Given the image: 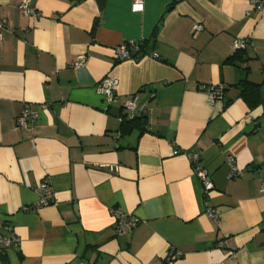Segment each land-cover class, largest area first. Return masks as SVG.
Instances as JSON below:
<instances>
[{
	"label": "crops",
	"instance_id": "obj_1",
	"mask_svg": "<svg viewBox=\"0 0 264 264\" xmlns=\"http://www.w3.org/2000/svg\"><path fill=\"white\" fill-rule=\"evenodd\" d=\"M257 1L105 0L100 10L97 0H30L38 16L25 17L20 0H0V221L19 237L0 248V264H264ZM236 39L246 46L232 64ZM130 41L142 52L117 61ZM109 75L119 82L110 105L95 91ZM244 80L258 86L252 106L235 87ZM208 85L223 86L222 99L211 103L200 90ZM130 100L146 126L123 133ZM27 108L37 119L17 129ZM193 152L214 185L206 196ZM228 157L241 177L229 179ZM112 209L137 228L116 236ZM172 250L181 256L168 262Z\"/></svg>",
	"mask_w": 264,
	"mask_h": 264
},
{
	"label": "built area",
	"instance_id": "obj_2",
	"mask_svg": "<svg viewBox=\"0 0 264 264\" xmlns=\"http://www.w3.org/2000/svg\"><path fill=\"white\" fill-rule=\"evenodd\" d=\"M18 8L25 17L38 16L36 10L30 6V0H20ZM255 9L258 10L259 12L264 10V1L262 0L257 1L255 4ZM132 10L134 12L141 11L142 5H138L135 3L133 5ZM3 28H4V23L0 19V30H2ZM193 31L200 32L202 31V27L200 25H194ZM0 41H1V35H0ZM142 45L143 43L130 41L128 43L118 46L115 49L116 60L117 61L129 60L133 56H137L140 53V49ZM232 46L234 51L244 49L246 46V41L236 39L233 41ZM84 62H85V57L80 56L78 57L77 61L72 64V67L78 68L82 66ZM118 84H119L118 79L113 75H109L103 78L97 84L95 91L100 97L103 98L104 101L107 102L108 105H110L115 98V92ZM200 90H202L204 93L207 94L211 103H214L215 101L222 99L224 87L221 85L218 86L208 85V86H202ZM44 108H47V106H44ZM122 108L126 119L130 120L136 117L137 107L134 101L132 100L127 101L126 103L123 104ZM36 119H37V113L31 112L27 108L16 118L15 121L16 128L25 130L28 128L29 125L33 124ZM177 154L178 152L175 151L174 155ZM186 155L190 163L192 164L194 175L197 177V179L200 181L203 187L205 196L208 195L211 191L214 190V185L211 178L209 177V173L205 171V169H203V167L200 164L199 153L193 152V153H188ZM227 165L229 166L230 169L229 179L242 176V172L234 166V158L228 157ZM260 193L264 195V184L261 185ZM37 194H38L39 206L46 207L48 205L53 204L52 192L49 185L46 182H43L39 185V187L37 188ZM111 214L115 219V225L113 230L116 236H121L124 235L125 233H131L134 229L137 228L139 222L135 218H131L128 221L125 220L123 213L118 209H112ZM205 214L209 219H211L215 223H218L219 218L215 209L210 207L208 204L205 205ZM2 227H4L5 231L9 234V236H5V237L0 236V248L3 250H7L12 244L18 245L19 237L17 236V234L14 233L10 227L4 226L0 221V228ZM218 247H221V244H218ZM180 256L181 253L179 251L172 250L169 252L167 261L171 262L174 258Z\"/></svg>",
	"mask_w": 264,
	"mask_h": 264
},
{
	"label": "trees",
	"instance_id": "obj_3",
	"mask_svg": "<svg viewBox=\"0 0 264 264\" xmlns=\"http://www.w3.org/2000/svg\"><path fill=\"white\" fill-rule=\"evenodd\" d=\"M97 2L99 4V9L102 10L105 6V0H97ZM142 50H143V45L140 49V52H142ZM243 52L244 49L234 51V54L227 59V62L232 64L237 62L238 63L243 62ZM235 87L239 89V97H242L245 100V102H247V104L251 106L255 104V98L257 97V91H258L257 85L251 84L244 80L241 81L238 85H235ZM224 93H225V88L223 90V96ZM229 102H227V104ZM145 126H146V122L144 121V119L140 118L138 114L134 119H130V120L126 119L125 116L122 117L121 131L123 133H129L136 129H141L143 131L145 129ZM2 253L3 252L0 251V254Z\"/></svg>",
	"mask_w": 264,
	"mask_h": 264
}]
</instances>
